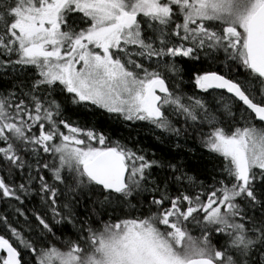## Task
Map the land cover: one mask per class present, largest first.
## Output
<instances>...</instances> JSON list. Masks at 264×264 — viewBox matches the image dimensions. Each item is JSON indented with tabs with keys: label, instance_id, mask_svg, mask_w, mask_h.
Returning <instances> with one entry per match:
<instances>
[{
	"label": "snow or ice",
	"instance_id": "6c2138e0",
	"mask_svg": "<svg viewBox=\"0 0 264 264\" xmlns=\"http://www.w3.org/2000/svg\"><path fill=\"white\" fill-rule=\"evenodd\" d=\"M0 264H264V0H0Z\"/></svg>",
	"mask_w": 264,
	"mask_h": 264
}]
</instances>
